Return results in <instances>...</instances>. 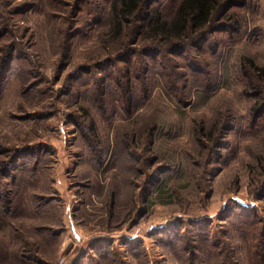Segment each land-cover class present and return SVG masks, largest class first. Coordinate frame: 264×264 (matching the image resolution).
<instances>
[{
	"label": "rangeland",
	"instance_id": "rangeland-1",
	"mask_svg": "<svg viewBox=\"0 0 264 264\" xmlns=\"http://www.w3.org/2000/svg\"><path fill=\"white\" fill-rule=\"evenodd\" d=\"M106 8L0 0V264H260L264 0L144 58Z\"/></svg>",
	"mask_w": 264,
	"mask_h": 264
},
{
	"label": "trees",
	"instance_id": "trees-1",
	"mask_svg": "<svg viewBox=\"0 0 264 264\" xmlns=\"http://www.w3.org/2000/svg\"><path fill=\"white\" fill-rule=\"evenodd\" d=\"M247 2L174 0L169 11H163L158 0H106L107 8L100 11H103V16H108L114 39L130 38L132 43H138L144 58L154 53L183 52L191 42H201L207 35L218 30L225 32L232 29L238 32L242 26L241 21L231 9L244 7ZM254 69L258 70L256 67ZM258 74L264 76L263 70L259 69ZM246 225L251 228L252 236L257 240L254 245L260 246V250L262 248L258 259L260 264H264V224L248 221Z\"/></svg>",
	"mask_w": 264,
	"mask_h": 264
}]
</instances>
